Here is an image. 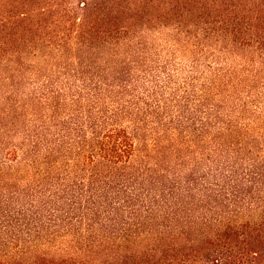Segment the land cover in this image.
<instances>
[{
    "label": "trees",
    "instance_id": "trees-1",
    "mask_svg": "<svg viewBox=\"0 0 264 264\" xmlns=\"http://www.w3.org/2000/svg\"><path fill=\"white\" fill-rule=\"evenodd\" d=\"M0 264H264V0H0Z\"/></svg>",
    "mask_w": 264,
    "mask_h": 264
}]
</instances>
